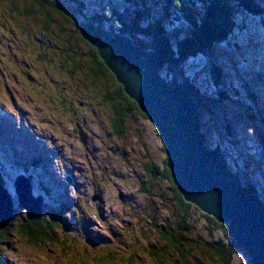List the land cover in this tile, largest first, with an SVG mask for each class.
Segmentation results:
<instances>
[{
	"label": "rangeland",
	"instance_id": "obj_1",
	"mask_svg": "<svg viewBox=\"0 0 264 264\" xmlns=\"http://www.w3.org/2000/svg\"><path fill=\"white\" fill-rule=\"evenodd\" d=\"M9 1L0 0V99L7 105L12 94L20 105L17 95L21 94L29 113L23 121L32 120L52 139L38 148L33 142L26 144L27 139L15 143L0 138V178L11 195L13 212L3 227L6 229L0 231V264H88L87 256L82 260L76 257L81 252L132 255L131 262L106 264H156L147 254L148 246L159 242L157 228L176 222L165 182L160 181L151 195H145L140 186L147 179L143 162L150 158L160 164L165 156L159 131L147 116L136 114L125 122L123 136H116L109 121L110 106L102 97L111 81L92 80L87 47L75 40L73 23L42 0L40 4L14 0V8ZM125 1L60 0L59 8L67 19L76 17V22L80 19L75 13L80 2L86 13H90V5L93 11L102 9L107 16L113 9L128 7ZM153 1L157 6L141 0L150 5L153 17L162 14L170 22L167 32L171 40L176 39V32L180 38L192 34L210 43L201 28L210 36L211 0H182L186 5L180 7L181 11L169 8L164 0ZM235 1L224 3L232 27L223 41L212 44L217 56L215 62L212 59V67L216 65L221 76L211 78V65L202 54L191 55L193 60L185 64L184 73L190 80L197 76L199 87L203 85L199 91L201 132H208L209 143L233 161L240 182L255 188L264 201V26L261 19L244 12V1ZM257 1L264 8V0ZM37 11L46 12L52 24L45 28V16ZM67 50L76 54L73 63L66 60ZM8 107L12 114L7 117L9 122L17 111ZM35 132L37 140L47 136ZM41 156L47 157V163ZM20 173L30 182L34 196L43 195L42 212L37 216L46 226V236L38 243L29 242L18 231V225L28 223L29 216L37 217L28 213L33 201L24 202L27 196L20 198L21 194L15 192L14 182ZM60 202L65 206H59ZM191 233L194 263L215 264L202 247L208 236L195 227ZM236 264H250L242 251L236 255Z\"/></svg>",
	"mask_w": 264,
	"mask_h": 264
},
{
	"label": "trees",
	"instance_id": "obj_2",
	"mask_svg": "<svg viewBox=\"0 0 264 264\" xmlns=\"http://www.w3.org/2000/svg\"><path fill=\"white\" fill-rule=\"evenodd\" d=\"M42 1L58 11V13L63 16L68 23H73L74 31L77 36L75 40H81L87 47L86 56L89 61L88 68L91 73L92 80L111 81L109 82L110 86L108 84L105 87V92L102 96L103 98L105 96V98L102 99L104 103H108V105L110 106L111 117L109 121L113 129L112 132H114L116 136H123L125 122L129 120L133 115L138 114L143 118L146 117L142 113V111H140L136 102L128 95H126V93L123 91L122 85L117 82L114 74L105 65L102 58L99 56L96 47L80 35L78 23L81 21L88 20L93 22L100 34L104 35L107 33H116L120 35H127L131 37L134 42L140 47L154 51L155 62L160 74L164 76L168 83H181L183 89L197 101L199 106V119L201 118L200 109L202 107V103L199 91H201V87L203 86L202 84L204 82L202 83V81H200L202 86L199 87V84L197 83V76H194V78H191L190 80L189 76H186L184 73L186 67L185 64L188 63L189 60H193L191 55L199 56L200 54H202L206 56V58H208L211 65V69L209 70L211 78H215L214 71H217V74H220V71H218L216 65L215 70H213L212 67V59L214 61L217 58L215 54L216 52L212 48V44L214 42L223 41L222 37L226 36L228 34V28L232 27V19L230 18V16H227V7L224 5V3L229 2V0H211L210 10H213V13L212 18H209L210 20H212V32L210 36H208L209 34L205 33V29L201 28L204 37H208L209 39H211L210 43L209 41L205 42V40L201 41V39L193 36L192 34H190L189 37L183 36V38H180L179 35H176V32L173 33V36L176 39L171 40V37L169 38V34L167 32V25L170 22L163 19L162 14H159L157 17H153L151 13L152 8L150 7V5L146 6L141 2V0H126L125 2L128 3V7H125L120 11L113 9L110 11V15L107 16L103 13L102 9H99L100 11H93L90 8L91 12L86 13L84 11V5L80 2L79 10H75L77 17L81 19L79 22H74V19H76V17H70L68 15L71 19L69 20L66 17L67 15H63L60 13V0ZM150 1L151 4L157 6V3H155L153 0ZM242 1H244L245 3V5L243 6L244 12H248L250 15L261 17L264 24L263 6H260L257 0ZM9 2L12 8L16 7L14 0H10ZM43 2L35 0L36 4H40ZM192 2L197 1L192 0ZM232 2L236 3L235 0H232ZM164 3L169 5V8L174 7L179 11H181L180 7L184 5V2L182 0H164ZM37 12L40 13L41 16H45L43 22L45 28H47L48 25L52 24V20L49 19V16L48 14H46V12ZM79 13L81 14V16L79 15ZM108 18H110L111 21ZM62 30H68V28L62 27ZM68 52H71V50H67V52L64 51V54ZM75 57L76 54L68 53V55L66 56V60H70L73 63ZM73 66L75 67L76 65L73 64L72 67ZM208 80L210 84L214 86V79L211 80L210 78H208ZM220 98L226 99L223 97ZM253 101L258 104L255 97L253 98ZM228 129L229 131L231 130L233 139L236 140L233 130L230 127ZM207 133V131H205V133L201 132V138L207 145H209L215 152L218 153L221 161L235 173L240 188L244 192L246 198L249 199L251 195L257 194L255 188L250 185L242 184L240 182L238 174L235 172L233 161L226 159L225 155L223 156V152L219 151L220 149L218 146L215 147L213 145V147L211 143H209ZM237 145L238 144H236V146ZM36 160L38 161V163H40L39 159ZM0 166L2 165L0 164ZM142 168L147 179L145 182L143 181L140 184L141 191L145 195H151L154 191V187L160 185V181H164L168 200L171 204H174V209L171 214H174V216H176L175 223L172 222L170 225L165 224L164 227L157 228L160 234L159 242L154 245H149L147 251V254L152 261H154L156 264H195L194 259H192V252L195 249V243L191 244L189 242L193 238L191 228L195 227L196 229H199L200 232L208 236V240L206 242H202V247L205 252L211 255L215 264H236V255L240 254L241 251L247 256L250 264H253L248 252L242 246L236 243V241L231 237L227 223L216 221L214 217L205 213L204 211L199 209V207L195 206L191 202L186 201L183 198L182 194L178 191L177 187L173 183L170 172L166 167L165 156L160 164L153 162L150 158L146 159L142 164ZM0 183H3L1 178ZM43 190L48 192L44 188ZM48 196H50V194H48ZM259 198L264 204L262 198ZM57 201H59V198ZM57 204L61 207L65 206L63 202ZM39 216H29L28 223L25 224L24 221L18 225L19 233L24 236L29 242H41L40 238L46 236V226L39 222ZM3 229L6 228H0V231ZM75 255L79 260H82L84 256H87L88 264H106V262L108 261L114 262L120 260H127L128 262L132 261L129 260L132 255L114 257L115 255L113 253H100L99 255L96 252H90L89 255H83V252H81Z\"/></svg>",
	"mask_w": 264,
	"mask_h": 264
},
{
	"label": "water",
	"instance_id": "obj_3",
	"mask_svg": "<svg viewBox=\"0 0 264 264\" xmlns=\"http://www.w3.org/2000/svg\"><path fill=\"white\" fill-rule=\"evenodd\" d=\"M81 19L78 20V22ZM82 37L93 44L124 92L159 131L166 166L184 199L227 223L231 237L250 255L253 264H264V204L256 195L246 198L234 172L218 153L208 150L198 131V103L181 86L171 85L158 71L153 51L133 44L120 34L99 37L93 24L81 21ZM30 185L16 186L20 198L33 201L29 214L42 212ZM30 189V190H29ZM0 185V226L12 213V199ZM4 224V225H5ZM3 227V226H2Z\"/></svg>",
	"mask_w": 264,
	"mask_h": 264
},
{
	"label": "bare ground",
	"instance_id": "obj_4",
	"mask_svg": "<svg viewBox=\"0 0 264 264\" xmlns=\"http://www.w3.org/2000/svg\"><path fill=\"white\" fill-rule=\"evenodd\" d=\"M89 9V11L91 10L90 9V7L88 8ZM219 10V9H218ZM91 12V11H90ZM246 13H248V12H246ZM249 14V13H248ZM250 15V14H249ZM251 16H255V15H251ZM255 17H257V18H259V19H261V17H258V16H255ZM262 20V19H261ZM86 21H88V20H86ZM88 22H90L91 24H93V26H94V30H95V32L98 34V36L99 37H105V36H108V35H113V34H110V33H107V34H100L99 32H98V30H97V27H96V25L93 23V22H91V21H88ZM263 22V21H262ZM245 25V27H246V24L245 23H241V26H244ZM262 25L264 26V24L262 23ZM262 26V27H263ZM244 27V28H245ZM247 27H248V25H247ZM116 34V33H115ZM123 35V34H122ZM131 39V38H130ZM132 40V39H131ZM133 41V44L135 43L134 42V40H132ZM136 44V43H135ZM138 45V44H137ZM139 46V45H138ZM140 47V46H139ZM142 48V47H141ZM144 49V48H143ZM149 50V49H148ZM152 51V50H151ZM154 52V51H153ZM213 70H215V68L213 69ZM158 71H159V69H158ZM214 74H215V76H217L218 74H217V71L215 72L214 71ZM163 76V75H162ZM164 77V76H163ZM166 80V79H165ZM167 81V80H166ZM176 84V83H175ZM181 84V83H180ZM171 85H174V84H171ZM182 86V85H181ZM183 88V87H182ZM188 93V92H187ZM16 94V93H15ZM17 95V94H16ZM127 95V94H126ZM18 96V99H19V101H20V105L18 104V102L16 101V99H15V97L11 94L10 96H9V99H10V101L9 100H7V105L8 106H10V107H13L16 111H17V116L16 117H13L14 118V120H10L9 122L7 121V117H12V114L10 113V111H9V107L5 104V100L4 99H0V138L4 141V142H8V140L9 141H12V142H15V143H20V142H22L21 140H24V139H27L28 141H26L25 143L26 144H28V143H30V142H33V143H36V145H37V147L39 148V147H41L42 146V144H45L46 142H48L50 139H52V138H50V135L48 134V133H45V132H41V130H38V128L35 126V124L33 123V121L31 120H26V122H24L25 120V114H28L29 115V113H28V109L25 107L26 105L25 104H23L22 103V100L23 99H21V94L20 95H17ZM192 97V96H191ZM193 98V97H192ZM197 102V101H196ZM198 111H199V106H198ZM146 116V115H145ZM198 119H199V115H198ZM24 120V121H23ZM200 120V119H199ZM200 123V122H199ZM153 124V123H152ZM154 125V124H153ZM155 127V126H154ZM23 128H28L27 129V131H23ZM156 128V127H155ZM198 131H199V134H201V132H200V128H199V126H198ZM35 131H38V132H40L41 134H43V135H47L45 138H44V140H37V139H35V136L37 135V133L35 132ZM25 135H30L31 137H24ZM159 135H160V133H159ZM49 136V137H48ZM161 136V135H160ZM8 140H7V139ZM23 138V139H22ZM161 139H162V137H161ZM54 141V140H53ZM202 141H203V139H202ZM204 142V141H203ZM204 145H205V147L208 149V150H213L209 145H207L205 142H204ZM19 146V145H18ZM46 150V149H45ZM44 149L42 150V152L44 153V151H45ZM214 151V150H213ZM217 153V152H216ZM41 155H43V154H41ZM41 158L42 159H45L44 161H45V163H47V160H46V158L45 157H43V156H41ZM35 164H38V165H36L38 168H40L39 166H40V164L41 163H38V161L37 160H35ZM24 164V163H23ZM225 164V163H224ZM167 167V166H166ZM169 170V169H168ZM170 172V171H169ZM21 174V173H20ZM19 174V175H20ZM19 175H16L15 177H17V176H19ZM170 176H171V174H170ZM25 178V176L24 175H20V177L17 179V180H15V182H14V185L16 184V186H21V185H23V186H25L26 185V183H28V185H30V187H31V184H30V182H27V179H24ZM172 178V177H171ZM173 180V179H172ZM173 183H174V181H173ZM0 185L2 186V184L0 183ZM176 186V185H175ZM4 187V186H3ZM4 188H6V187H4ZM15 189V188H14ZM31 189V188H30ZM29 189V190H30ZM242 190V189H241ZM6 191H8V190H6ZM32 194V193H31ZM254 195H256L258 198H259V196H258V194H254ZM34 195L32 194V197H33ZM183 196V195H182ZM34 197H36V198H39L40 199V202H41V207H42V200H43V195L41 194H39V195H37V196H34ZM31 198V197H30ZM30 198H28V199H30ZM184 198V197H183ZM28 199H25V200H23L24 202H28L29 200ZM260 199V198H259ZM261 201V200H260ZM263 203V202H262ZM206 213V212H205ZM208 214V213H207ZM12 215H13V212L12 213H10V216H9V219L10 218H12ZM210 215V214H209ZM212 216V215H211ZM213 217V216H212ZM9 219L7 220V222H6V224L4 225H2L3 227L4 226H6L7 224H8V222H9ZM216 220V219H215ZM217 221V220H216ZM219 222V221H218ZM2 226H0V228H3ZM252 260V259H251ZM253 262V261H252Z\"/></svg>",
	"mask_w": 264,
	"mask_h": 264
}]
</instances>
